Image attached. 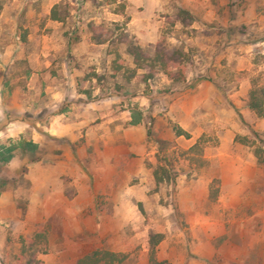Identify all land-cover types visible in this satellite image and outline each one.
I'll list each match as a JSON object with an SVG mask.
<instances>
[{
  "label": "crops",
  "instance_id": "crops-1",
  "mask_svg": "<svg viewBox=\"0 0 264 264\" xmlns=\"http://www.w3.org/2000/svg\"><path fill=\"white\" fill-rule=\"evenodd\" d=\"M62 2L70 5L65 15L58 6ZM160 2L0 0V162L16 166L21 157L16 151L21 148L17 144L23 140L44 148L39 156L40 153H35V157L31 154L21 157V164L28 167L21 174L31 185L30 206H50L54 197H62L63 205L74 201L79 204L84 198L94 201L102 185L109 194L124 191L127 199L136 198L143 203L151 198L161 199L160 194L150 193L156 186L153 174L159 166L176 172V180L170 184L175 190V206L190 222H224L232 213L245 216L250 207L264 206L263 199L254 197L256 185L264 180V166L256 153L234 151L236 134H247V126L241 119L229 118L232 104L244 116H250V121L245 119L253 128L264 121L248 106L246 82L238 92L223 91L216 82L193 77V72L188 71L186 82L159 94L156 105L141 103L144 110L151 107L163 110L153 115L152 136L148 134L146 112L139 118L133 104L117 106L110 95L112 91L105 86L93 83L90 89H85L82 77L86 70L93 63L91 66L99 72V66L94 64L110 62V54L107 57L103 50L118 41L116 35L94 40L92 31L107 22L116 31L133 32L141 37L150 30L149 18ZM21 64L24 70L20 69ZM57 77L60 79L56 80ZM21 80H25L24 87L20 86ZM79 80L83 83L81 88ZM92 80L95 82V78ZM38 82L49 96L44 107L36 110L40 113L44 108L49 113L45 120L27 118L30 106L20 103V96L31 93ZM237 94L244 95V100ZM146 101L150 99L146 97ZM175 127L189 136L178 135ZM214 130L234 135L232 138L220 135L215 151L209 149L202 155L205 165L218 169L220 192L212 198V179L204 193H194L197 181L192 180V173H198L200 166L192 163V146L204 133ZM164 153L175 157L172 166L163 162ZM134 176L139 178L136 183ZM67 186L74 191L73 196L68 195ZM160 188L167 189L168 182L162 181ZM13 189L1 194L0 209L9 206L17 211ZM202 204L211 210L198 211ZM238 206L242 210L237 211ZM252 213L264 215V209ZM70 236L67 232L62 234V238ZM56 252L65 253L63 249ZM52 254L46 264H65L63 257L59 260L57 256L58 260L53 261ZM84 255L74 257V262Z\"/></svg>",
  "mask_w": 264,
  "mask_h": 264
},
{
  "label": "rangeland",
  "instance_id": "rangeland-1",
  "mask_svg": "<svg viewBox=\"0 0 264 264\" xmlns=\"http://www.w3.org/2000/svg\"><path fill=\"white\" fill-rule=\"evenodd\" d=\"M58 6L62 8V15L69 11L68 3L62 2ZM153 9L149 18L150 30L143 32L141 37L133 32L116 31L107 22H102L98 30L89 26L94 40L116 35L118 41L103 50L107 57L110 54V62L95 63L99 72H96L97 68L94 70L92 63L82 77L86 90L93 83L105 86L112 91L110 95L117 106L123 108L125 103L133 104L139 118L146 112L150 136L154 135V113L163 111L160 107L152 108L158 103L159 94L183 85L188 71L193 72V77L209 78L223 91L238 92L244 82L249 93L254 86L264 87V0H161ZM130 44L140 46L149 57H154L158 49L180 54L185 79L172 78L160 65L150 68V61L138 64L128 51ZM19 67L25 69L23 64ZM172 69L176 71L177 68ZM149 73L152 76H148ZM24 81H20L21 87H24ZM79 82V88L83 87ZM41 86L38 82L31 93L20 96V103L30 106L27 118L45 120L49 114L44 108L40 113L36 112L49 101ZM104 94L105 91L100 96ZM237 95L244 100V95ZM141 103H146L145 106L150 103L152 107L144 110ZM245 117L250 121V116H244L240 108L230 104L229 118L241 119L247 126V134H236L234 151L256 153L260 165L264 166V121H260L258 128H253ZM220 135L232 138L234 134L214 130L204 133L192 146V163L200 166L198 173H192V180L197 181L194 193H204L210 179L211 197L215 198L220 192L218 169L215 165H205L202 157L206 150L215 151L220 144ZM24 142L17 144L21 148L16 151L21 157L25 154L35 157L44 152L43 147L33 151L30 146L22 145ZM164 147L168 148L166 144ZM21 157L16 166L0 162V196L14 188L17 203V211L9 206L0 209V264H38L36 260L46 264L52 253L53 261H57L58 256L59 260L63 257L65 264H74V257L83 253L86 256L96 250L126 255L121 264H152V233L162 236L155 256L165 264H264V215L252 213L263 210L262 205L250 207L245 216L232 213L224 222H190L175 206V190L170 184L171 180H176V172L159 166L155 173L162 180L158 183L153 174L156 186L150 193L160 194L161 199L151 198L143 203L136 198L127 199L124 191L109 194L102 185L94 201L84 198L82 203L80 200L79 204L74 201L63 205L62 197H54L50 206H30L31 185L21 174V171L27 172L28 167L21 164ZM162 160L169 166L175 163L172 153H164ZM138 180L134 176L133 183ZM164 180L168 182L167 189L160 188ZM256 188L254 197L264 200V180ZM67 192L69 196L74 195L72 189ZM236 209L242 210V207ZM199 210L209 211L211 207L202 204ZM64 232L72 236L62 238ZM30 241H34L32 246ZM62 249L65 253L56 252Z\"/></svg>",
  "mask_w": 264,
  "mask_h": 264
},
{
  "label": "trees",
  "instance_id": "trees-1",
  "mask_svg": "<svg viewBox=\"0 0 264 264\" xmlns=\"http://www.w3.org/2000/svg\"><path fill=\"white\" fill-rule=\"evenodd\" d=\"M55 11V9H54ZM55 17V13H54ZM129 53L135 57V61L142 65L145 62L150 61V68H154L157 65H160L161 68L165 69L168 74L176 79L180 80L185 79V67L181 66V59L180 54L176 53H166L160 49L156 51L154 57H149L148 55L144 54L143 49L140 46L130 44L128 49ZM172 68H177L176 71ZM181 68V69H180ZM148 76H152V73H149ZM249 108L260 118H264V87H253L249 93V101H248ZM176 133L178 135L184 134L189 136V133L183 131L182 129H177ZM151 132H149V135ZM30 146V149L35 151L38 149V146L32 142H24L22 145ZM158 173H155L156 179L158 183L162 180L161 177L157 176ZM42 236V235H41ZM160 234H151L150 237V244H151V262L152 264H165L164 261H159L155 254L157 251V244L161 240ZM34 241H30V245L32 246ZM35 256V255H34ZM35 259V257H34ZM126 255L114 251L109 250H96L93 251L91 254H88L82 258H80L77 264H121L125 261ZM38 264H42L41 260H36ZM35 262V263H36Z\"/></svg>",
  "mask_w": 264,
  "mask_h": 264
}]
</instances>
